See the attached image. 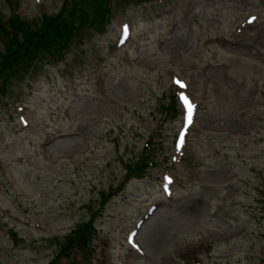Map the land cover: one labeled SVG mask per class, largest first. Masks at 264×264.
<instances>
[{
  "label": "rangeland",
  "instance_id": "rangeland-1",
  "mask_svg": "<svg viewBox=\"0 0 264 264\" xmlns=\"http://www.w3.org/2000/svg\"><path fill=\"white\" fill-rule=\"evenodd\" d=\"M19 1L21 16L13 17L10 3L0 0V63L22 43L28 47L0 70L7 84L0 90V264H79L75 234L92 218L99 234L90 264H160L172 250L164 264H264V58L240 60L226 50L225 56L216 41L255 9L263 20L247 49L264 51V0H182L183 6L163 13L154 0H76L63 19L64 0ZM94 10L101 15L94 17ZM125 11L135 24L133 65L109 57L103 97L93 66L110 52L116 15ZM45 14L55 19L41 38ZM32 33L36 37L29 38ZM78 52L82 58L73 60ZM209 60L214 66L205 69ZM30 66L35 76L25 81ZM170 69L208 94L200 111L207 131L192 140V153L204 164L197 179L183 178L175 201H164L142 229L146 260L127 250L122 232L126 212L133 215L160 198L158 187L134 167L153 131L161 141L158 164L148 170L158 175L177 125L166 117ZM20 89L29 128L21 127L11 107ZM232 131L240 137H229ZM45 137L48 149L40 146ZM71 238L77 245L65 248Z\"/></svg>",
  "mask_w": 264,
  "mask_h": 264
},
{
  "label": "snow or ice",
  "instance_id": "snow-or-ice-1",
  "mask_svg": "<svg viewBox=\"0 0 264 264\" xmlns=\"http://www.w3.org/2000/svg\"><path fill=\"white\" fill-rule=\"evenodd\" d=\"M176 83L179 84L181 88L186 87L180 81H176ZM180 100L184 104L185 108L187 109V121H188V123H191L193 105L190 103L188 98L186 96H184L183 94H181ZM181 142H182V140H181Z\"/></svg>",
  "mask_w": 264,
  "mask_h": 264
}]
</instances>
